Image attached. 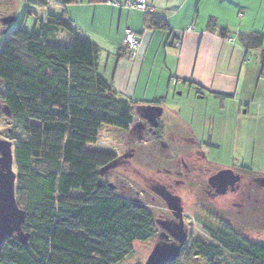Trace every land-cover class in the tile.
Here are the masks:
<instances>
[{
  "label": "trees",
  "instance_id": "trees-1",
  "mask_svg": "<svg viewBox=\"0 0 264 264\" xmlns=\"http://www.w3.org/2000/svg\"><path fill=\"white\" fill-rule=\"evenodd\" d=\"M57 2L66 7L108 0ZM156 27L167 28L161 21ZM62 29L73 34L68 44L55 41ZM208 29L228 37L214 19ZM239 40L248 50L263 49L260 34ZM99 55V47L78 37L66 17L52 13L39 32L19 27L0 49V101L22 133L13 159L16 195L24 203L21 220L0 244V264H119L135 243L155 236L156 220L146 207L99 183V168L117 156L88 149L103 127L129 131L134 123L135 104L100 75ZM205 229L216 245L198 243L194 249L208 264L224 253L234 257L233 264H264V241H251L225 221Z\"/></svg>",
  "mask_w": 264,
  "mask_h": 264
},
{
  "label": "rangeland",
  "instance_id": "rangeland-1",
  "mask_svg": "<svg viewBox=\"0 0 264 264\" xmlns=\"http://www.w3.org/2000/svg\"><path fill=\"white\" fill-rule=\"evenodd\" d=\"M88 6L83 26L91 31L93 13ZM50 13L66 17L65 7L57 0H0V49L19 27L39 32L40 22ZM72 37L71 32L62 29L55 41L68 44ZM176 101L187 108L188 112L183 113L187 121L195 113L192 124L199 141L207 144L213 138V144L219 143L218 149L205 152L207 160L200 146L190 140L186 128H163L159 117L147 119L141 117L142 113H134L129 131L103 127L97 144L88 146L90 151L117 156L113 163L99 168V183L109 185L119 197L146 207L156 220L155 236L146 243H135L133 253L119 264H159L172 259L180 264H208L196 255L194 246L216 245L205 228H214L223 221L253 242L264 241V185L258 182L264 180V130L251 119L247 128L246 117H242L241 127H234L228 118L223 129L219 125L223 117L213 105L189 100L186 95L177 96ZM0 105V169L11 174L15 188L13 151L22 133L1 101ZM217 114L220 116L215 121ZM227 169L243 179L235 192L219 196L208 180ZM16 199L23 210V197L17 194ZM233 260L232 255L224 253L216 264H233Z\"/></svg>",
  "mask_w": 264,
  "mask_h": 264
},
{
  "label": "crops",
  "instance_id": "crops-1",
  "mask_svg": "<svg viewBox=\"0 0 264 264\" xmlns=\"http://www.w3.org/2000/svg\"><path fill=\"white\" fill-rule=\"evenodd\" d=\"M148 4L153 17L105 3L65 7L75 34L99 47L100 75L120 97L135 104L134 113L147 119L159 117L163 128H186L206 160L205 152L218 149L219 143L213 144V138L207 144L199 141L192 124L195 113L187 121L183 113L188 110L176 101L177 96L213 105L223 117L220 128H226L229 119L234 127H241L246 117L247 128L251 119L264 130V43L262 50H248L239 40L240 35L250 34L264 38V0H148ZM86 5L93 13L91 31L83 26ZM211 19L227 38L209 31ZM160 21L166 29L156 27ZM127 29L140 41L134 61L125 48ZM180 39L179 50L174 43Z\"/></svg>",
  "mask_w": 264,
  "mask_h": 264
},
{
  "label": "water",
  "instance_id": "water-1",
  "mask_svg": "<svg viewBox=\"0 0 264 264\" xmlns=\"http://www.w3.org/2000/svg\"><path fill=\"white\" fill-rule=\"evenodd\" d=\"M241 182V176L235 174L232 170H222L209 178V186L219 196L226 195L229 190L234 192L236 186ZM261 185H264V180H258ZM23 216L20 211L13 182L6 189L0 191V244L11 237L14 226L19 223ZM183 223L181 222L178 232L181 234Z\"/></svg>",
  "mask_w": 264,
  "mask_h": 264
},
{
  "label": "built area",
  "instance_id": "built-area-1",
  "mask_svg": "<svg viewBox=\"0 0 264 264\" xmlns=\"http://www.w3.org/2000/svg\"><path fill=\"white\" fill-rule=\"evenodd\" d=\"M107 4L113 7L134 8L145 13H151L154 11L153 8L149 6L148 0H131L125 4L121 3L119 0H108ZM190 30L191 29L188 31ZM182 45V39L174 43V47L179 50L182 48ZM125 48L128 59L134 61L140 49V41L138 35L131 29L125 31Z\"/></svg>",
  "mask_w": 264,
  "mask_h": 264
},
{
  "label": "flooded vegetation",
  "instance_id": "flooded-vegetation-1",
  "mask_svg": "<svg viewBox=\"0 0 264 264\" xmlns=\"http://www.w3.org/2000/svg\"><path fill=\"white\" fill-rule=\"evenodd\" d=\"M236 174V173H235ZM215 175V174H214ZM239 175V174H238ZM213 176V175H212ZM211 176V177H212ZM12 176H11V174H9V173H6L5 172V170L2 168V169H0V191H2L3 189H6L8 186H10V184L13 182L12 181ZM242 176H241V182H242ZM240 182V183H241ZM239 183V184H240ZM209 184V183H208ZM238 184V185H239ZM237 185V186H238ZM237 186H236V189H237ZM211 188V187H210ZM212 189V188H211ZM14 190H15V194H16V187L14 188ZM213 190V189H212ZM214 191V190H213ZM231 190H229V192H230ZM236 191V190H235ZM234 191V192H235ZM215 192V191H214ZM233 193V192H232ZM216 194V193H215Z\"/></svg>",
  "mask_w": 264,
  "mask_h": 264
}]
</instances>
